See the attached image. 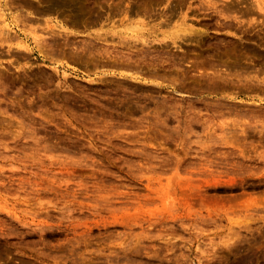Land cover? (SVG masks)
Returning a JSON list of instances; mask_svg holds the SVG:
<instances>
[{
  "label": "rangeland",
  "instance_id": "374dc122",
  "mask_svg": "<svg viewBox=\"0 0 264 264\" xmlns=\"http://www.w3.org/2000/svg\"><path fill=\"white\" fill-rule=\"evenodd\" d=\"M2 9L0 264H264V0Z\"/></svg>",
  "mask_w": 264,
  "mask_h": 264
},
{
  "label": "bare ground",
  "instance_id": "6f19581e",
  "mask_svg": "<svg viewBox=\"0 0 264 264\" xmlns=\"http://www.w3.org/2000/svg\"><path fill=\"white\" fill-rule=\"evenodd\" d=\"M3 8V7H2ZM1 11H3V9L2 10H0V12ZM4 12H5V10H4ZM2 13V12H1ZM7 16V15H6ZM5 19H7V18H5ZM7 28V27H6ZM1 29H3V28H1ZM5 31V30H4ZM196 32V31H195ZM4 33H6V32H4ZM170 33V32H169ZM192 33H194V31L192 30V29H190L188 26H186V24H182V26L181 27H179V28H177L172 34H170V36L169 35H165L164 37H163V39H166V38H170V42L171 43H173V44H176L177 43V39L178 40H181V41H184V40H187V39H189L191 36H189V35H191ZM197 33V32H196ZM196 33H195V35H196ZM11 35L13 34V33H10ZM148 34V33H147ZM198 34V33H197ZM200 34V33H199ZM1 35V34H0ZM5 36V35H4ZM8 36V35H7ZM6 36V37H7ZM150 36V35H149ZM198 36H200L201 37V35H198ZM10 37V36H9ZM153 37V36H152ZM196 37H197V35H196ZM8 38V37H7ZM13 38V37H12ZM192 38V37H191ZM190 38V39H191ZM4 39H5V37L2 39L3 41H4ZM10 39H11V37H10ZM197 39V38H196ZM198 39H199V37H198ZM8 40V39H7ZM6 41V40H5ZM9 42V41H8ZM199 42V41H198ZM124 45V44H123ZM160 45V44H159ZM160 46H163V45H160ZM165 46H167L166 45V42H164V47ZM138 47V46H137ZM141 50V49H140ZM142 51V50H141ZM147 51V50H146ZM137 53L139 52V50H138V48H137V51H136ZM131 53V52H130ZM137 53H135V54H137ZM142 53V52H141ZM134 53H132V54H130L129 55V57L131 56V55H133ZM139 54V53H138ZM139 57V56H138ZM141 58V57H140ZM117 59V58H116ZM119 59V58H118ZM129 59V58H128ZM131 59V58H130ZM135 61H137V60H135ZM120 62V61H119ZM119 62H117V63H119ZM140 62V61H139ZM135 63H137V62H135ZM218 77H221V75H218Z\"/></svg>",
  "mask_w": 264,
  "mask_h": 264
}]
</instances>
